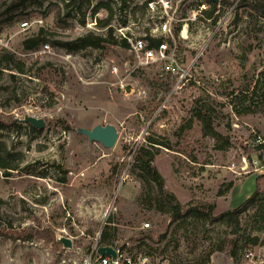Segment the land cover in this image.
Here are the masks:
<instances>
[{
    "label": "rangeland",
    "instance_id": "1",
    "mask_svg": "<svg viewBox=\"0 0 264 264\" xmlns=\"http://www.w3.org/2000/svg\"><path fill=\"white\" fill-rule=\"evenodd\" d=\"M37 1L42 5L27 2L8 11L9 0L0 7L11 52L26 63L25 73L0 67V121L28 115L46 122L41 129L19 123L0 131V141L25 154L20 171L6 176L0 170V264H81L108 220L118 238L151 254L153 264H229L237 244L251 247L248 236L263 245L264 150L257 140L264 142V17L249 5L237 7L198 59L192 79L175 89L176 79L161 70H144L147 78L130 72L125 63L132 57L120 44L76 52L56 45L90 32L108 36V30L95 24L90 5L77 12L64 9L62 0ZM51 1L61 4V23L48 10ZM24 12L36 20L27 30L21 28ZM100 13L104 18L107 11ZM213 26L189 22V35L179 42L184 63L195 59ZM41 28L50 50L34 54L43 45L26 50L23 41ZM248 90L240 102L236 97ZM107 123L119 131L113 148L75 131ZM141 147L155 154L153 165L184 210L207 214L213 205L212 215L219 216L258 187L257 202L237 226L200 215L173 219L166 207L158 211L154 184L136 167ZM146 222L150 227L142 229ZM59 234L72 238L71 249Z\"/></svg>",
    "mask_w": 264,
    "mask_h": 264
},
{
    "label": "built area",
    "instance_id": "2",
    "mask_svg": "<svg viewBox=\"0 0 264 264\" xmlns=\"http://www.w3.org/2000/svg\"><path fill=\"white\" fill-rule=\"evenodd\" d=\"M62 1L64 9L73 8L72 0ZM240 1L235 0L225 11L221 9L225 4V0H219L218 2L209 0H98L96 3L91 0L89 7L93 9L95 6L103 4L94 14L96 25L97 18H101L98 17L101 14L100 10L105 9L107 11L106 17H108L110 12L105 6L108 5L112 8L113 14L110 26L114 29V34L119 40H126L128 43L127 50L132 60L126 62L125 65L130 66L128 68L130 72L148 69L161 70V72L176 79L175 89H181L192 79L198 59L203 55L214 35L220 32L230 20V17L234 15ZM51 3L57 4L62 11L61 4L58 1H51L49 4ZM187 3H190L188 8ZM184 6L190 14L183 12ZM39 21L42 22L43 20ZM197 21L209 23L214 21V26L212 29H208L206 44L196 54L195 59L190 63H184L180 56L179 42L181 39H187L190 32L189 22L196 25ZM34 23H36V20L31 22V20L25 19L21 22V28L23 30L30 29ZM99 29L104 30L107 28ZM3 49L12 51L11 37L0 30V51ZM49 50L50 45L45 43L41 50L31 53L37 54ZM117 70L118 66L113 65L112 71L117 72ZM257 141L264 144L261 138ZM241 168L246 171L248 165L245 164ZM126 179L127 175L122 180L125 181ZM107 223L95 233L91 244L83 251L81 264H153L151 254L143 251L137 252L133 249L129 240L122 241L117 236L108 240L107 243H102L101 235ZM108 224L115 226L112 223ZM145 227H150V223H144L142 229H145ZM100 247H111L115 252V257L112 254H101L99 252ZM79 254H82V252ZM64 263H66V260H64ZM229 264H264V244L257 243L249 249H239L237 257L234 259L231 256Z\"/></svg>",
    "mask_w": 264,
    "mask_h": 264
},
{
    "label": "trees",
    "instance_id": "3",
    "mask_svg": "<svg viewBox=\"0 0 264 264\" xmlns=\"http://www.w3.org/2000/svg\"><path fill=\"white\" fill-rule=\"evenodd\" d=\"M9 0H2L1 5L7 4ZM27 2H37L39 5H42V2H38L37 0H12L11 4H9L8 11H12L15 8H18L20 6H23ZM235 0H225V3L233 4ZM91 4V0H72V6L74 10H77V12L82 11V9L85 6H89ZM103 4H99L93 8V15L101 8ZM243 5H249L254 8V10L260 15L261 17H264V0H241L239 2V7ZM110 14L108 17L104 18H97V25L99 28H107V35L104 36L99 33L90 32L86 35L78 36L77 38L70 39V40H56L54 43L62 48H65L67 51L76 52L84 50L88 47L93 48H104L107 43H113V44H120L124 49L128 48V43L126 40H118L114 35V29L110 26L112 23V8L108 5L105 6ZM54 9L56 11V19L59 23L62 22V11L61 8L57 4H49L48 10ZM22 16H25L27 19L29 18L28 12L21 13ZM45 14V12L43 13ZM12 20L11 18H8L7 21ZM3 22L0 21V30H2ZM46 33L44 28H41L40 31L29 38H26L23 41L24 48L26 50H37L39 47L45 43L48 42L44 34ZM6 68V69H18L19 72L25 73L26 72V63L19 60L16 55L11 52L10 50L3 49L0 51V67ZM133 74L135 76H142L144 78H147V75L142 70H135L133 71ZM14 75V74H12ZM257 83L252 93L253 95L256 93L258 89ZM249 94L248 92H244L243 99L242 97H236L239 98V101L245 100ZM264 94V93H263ZM20 122L18 120H14L11 122V124L18 126ZM9 123H5L0 121V131L3 129H7ZM67 128H70L69 125H67ZM148 143L150 145L157 144L153 138H148ZM164 145V144H163ZM166 145V144H165ZM259 150H264V144L258 145ZM147 157V158H144ZM155 158V154L145 148L141 147L139 150V153L136 155V167L140 169L142 172V175L147 177L149 183H153L156 191H155V202L157 204L158 211L166 207L167 211L171 214L173 219L179 220V219H187L190 216L200 215L205 216L209 218L212 222L217 221H224L228 220L233 222L236 226L240 223V216L248 211L250 207H252L257 202V196H258V187L255 190V192L250 196L247 200H245L241 205L236 207L233 210H228L219 216H213L212 215V209L214 206L212 205L210 207V211L207 214H203L199 212L196 208H189L187 210H184L182 204L177 199L176 195L170 191H168L165 187V178L164 176L159 172L156 166L153 165ZM25 162V154L21 151H14L7 147V145L0 141V170L3 172L6 176H11L12 173L15 171H20L22 169V164ZM154 190V189H153ZM259 211L261 212V209L259 208ZM108 223H113L111 220H108ZM104 227V230L101 235L102 243H107L108 240L117 237L118 234V228L116 226H112L111 224H108ZM247 242L251 243V246L256 245L259 243V237L258 236H248ZM242 245H236L235 248L231 252V256L235 259L237 257V254L239 252V249H241Z\"/></svg>",
    "mask_w": 264,
    "mask_h": 264
},
{
    "label": "water",
    "instance_id": "4",
    "mask_svg": "<svg viewBox=\"0 0 264 264\" xmlns=\"http://www.w3.org/2000/svg\"><path fill=\"white\" fill-rule=\"evenodd\" d=\"M212 2H218L219 0H209ZM130 68V66L128 67ZM20 123H30L33 126L41 129L45 126V120L43 118H36L34 116L26 115L23 119H17ZM75 131L88 137L90 142H100L107 148L115 147L118 139V128L112 124L107 123L105 125L97 124L92 128L77 126ZM57 240L63 244L65 248H72L73 241L69 236L59 234ZM99 252L103 255L112 254L115 257V252L111 247H100Z\"/></svg>",
    "mask_w": 264,
    "mask_h": 264
}]
</instances>
